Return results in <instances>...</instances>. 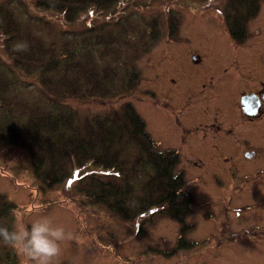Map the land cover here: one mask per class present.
<instances>
[{"label":"rangeland","instance_id":"obj_1","mask_svg":"<svg viewBox=\"0 0 264 264\" xmlns=\"http://www.w3.org/2000/svg\"><path fill=\"white\" fill-rule=\"evenodd\" d=\"M6 2L13 8L23 34L28 32L45 47L51 45L60 53L61 46L67 44L66 48L73 52L71 59L91 65L97 70V77L103 75L98 71L103 68L115 71L117 83L123 76L138 74L132 91L123 96L67 99L58 105H66L80 125L90 117L116 118L115 114L131 105L144 121L154 145L161 151L177 152L176 172L184 173L185 191L193 200L188 223L194 224V229L190 231L188 227L185 235L194 245L173 252L179 225L156 209L125 222L105 206L77 193L78 185L82 187L88 181L89 172L85 169H74L60 185L41 188L24 151L0 148V196L15 205L14 228L30 226L39 217H48L54 225L62 226L67 238L61 243L62 254L55 264H264V172L252 169L246 174L247 164L237 160L196 159L180 140L169 137L163 107L167 82L170 87L174 80L178 82L189 63L184 61L181 65L174 54L183 48L201 51L202 35L208 37L204 44H211L226 61L234 56H247L249 49L245 46L234 52L226 35L224 14L228 0H123L110 12L88 11L74 24H66L59 13L36 9L30 0ZM174 18L176 29H172ZM156 23L157 39L153 38ZM169 27L175 31L171 39ZM246 29L250 37L246 44L261 46L264 0L256 16L247 21ZM19 46L13 47L19 50ZM179 52L183 56V51ZM5 54L0 36V58L7 63ZM65 60L62 56L60 69ZM155 62L160 71L169 68L170 74L173 73L170 78H163L162 86H154ZM40 77L21 75L14 93L17 99L38 103L44 109L51 107V103L39 87ZM171 129L176 131L175 127ZM122 155L130 168L134 150L123 147ZM98 176L102 181L108 178L101 172H97ZM80 177H84V182L79 184ZM138 179V175L133 177L135 195L141 191ZM5 250L14 253L11 264H30L16 249L8 246ZM4 264L10 263L5 260Z\"/></svg>","mask_w":264,"mask_h":264},{"label":"trees","instance_id":"obj_2","mask_svg":"<svg viewBox=\"0 0 264 264\" xmlns=\"http://www.w3.org/2000/svg\"><path fill=\"white\" fill-rule=\"evenodd\" d=\"M30 1L36 9L59 13L66 24H74L88 11L110 12L123 0ZM8 2L0 0V36L8 61L0 58V148L24 151L41 188L60 185L74 169H85L89 172L88 181L82 187L78 185L77 193L105 206L125 222L156 209L179 225L172 251L192 247L194 242L185 234L188 227L190 231L194 229V224L188 223L193 200L185 191L184 173L176 172L178 154L170 149L161 151L154 145L144 121L131 105L115 114L116 118L90 117L81 125L66 105H58L67 99L123 96L132 91L138 74L123 76L117 83L115 71L103 68L98 69L103 75L97 77L98 72L91 65L71 59L73 52L66 48L67 44L61 46L60 53L51 45L45 47L28 32L23 34ZM260 6L261 0H228L224 23L232 42L241 44L247 39L246 23L256 16ZM15 44H20L19 50L13 47ZM62 56L66 62L60 69ZM36 74L41 76L39 87L48 96L51 107L42 109L38 103L16 98L18 78ZM123 147L134 150L130 168L122 158ZM97 172L104 173L107 180L96 177ZM137 175L141 183L139 195H135L132 183ZM83 178L77 179L79 184L84 182ZM14 211L15 205L0 196V226L14 228ZM7 247L0 243V264L5 260L13 262L14 253L5 250Z\"/></svg>","mask_w":264,"mask_h":264},{"label":"flooded vegetation","instance_id":"obj_3","mask_svg":"<svg viewBox=\"0 0 264 264\" xmlns=\"http://www.w3.org/2000/svg\"><path fill=\"white\" fill-rule=\"evenodd\" d=\"M171 22L175 23L172 29H176L177 19ZM167 33L169 39L174 38L171 27ZM153 34V38L158 37L157 23ZM201 37V51L183 48L174 54L181 65L189 63L178 82L174 80L172 87L167 82L163 107L169 137L180 140L196 159L237 160L247 164L246 174L252 169L264 172V41L256 47L246 44L247 39L241 44L230 40L234 52L245 46L249 51L247 56L226 61L211 44H204L208 41L206 35ZM153 66L154 86H162L163 78L173 76L169 68L160 71L158 62ZM153 96L158 103L157 95Z\"/></svg>","mask_w":264,"mask_h":264},{"label":"clouds","instance_id":"obj_4","mask_svg":"<svg viewBox=\"0 0 264 264\" xmlns=\"http://www.w3.org/2000/svg\"><path fill=\"white\" fill-rule=\"evenodd\" d=\"M66 238L65 229L48 217H39L21 228L0 226V243L16 249L30 264H55Z\"/></svg>","mask_w":264,"mask_h":264}]
</instances>
